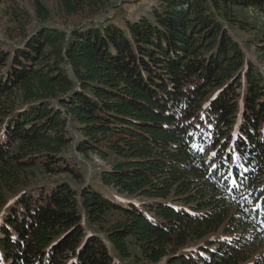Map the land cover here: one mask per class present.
Returning <instances> with one entry per match:
<instances>
[{
  "label": "trees",
  "instance_id": "16d2710c",
  "mask_svg": "<svg viewBox=\"0 0 264 264\" xmlns=\"http://www.w3.org/2000/svg\"><path fill=\"white\" fill-rule=\"evenodd\" d=\"M108 2L61 0L69 16ZM239 7L264 0H156L125 25L0 40L4 263L118 264L136 246L145 264H246L264 248V73L229 30L249 24ZM72 142L107 163L99 181L35 184V167L86 179Z\"/></svg>",
  "mask_w": 264,
  "mask_h": 264
},
{
  "label": "rangeland",
  "instance_id": "374dc122",
  "mask_svg": "<svg viewBox=\"0 0 264 264\" xmlns=\"http://www.w3.org/2000/svg\"><path fill=\"white\" fill-rule=\"evenodd\" d=\"M50 10V15L47 18L39 16L37 11L36 2L37 0H0V40L6 42H12L20 39V31H27L30 33L34 31L41 23L55 24L56 26L69 29L81 21L88 18H95V20H103L106 18H114V20L125 25L127 19H135L143 14L148 13L156 0H110V2L103 4L101 8L95 9L91 12L90 9H86L78 16H69L65 14L62 8L61 0H40ZM26 10L29 14L27 18L17 17L15 11ZM238 12L244 17L249 24L245 29L239 25L229 24V30L231 34L237 38L246 53L247 60L253 61L264 73V63L257 59L256 47L254 39H256V33H262L264 31V13L259 8H243L239 7ZM23 29V30H22ZM23 31V32H24ZM73 133H79L78 130H73ZM74 163H81L80 166L86 168V179L83 181L76 180L70 173H56L49 174L43 171L40 167L30 169L33 172L30 173L34 179L35 184L39 185H50L60 181H69L73 185H86L90 178L95 179V174L100 171L107 163L99 158L96 154L91 153L88 156L80 153L75 146V142L70 143L63 153ZM97 186L104 188L100 184ZM113 194V193H112ZM116 201L121 202L126 200L127 196L119 195L116 193ZM96 226L88 227L91 233ZM1 236V234H0ZM193 244V242H191ZM136 253L139 250L136 246H132V256L120 257L115 255L116 262L118 264H143V261H138ZM264 264V248L255 252L251 259L246 264ZM0 264L4 263L2 254H0ZM145 264V263H144ZM157 264V263H151Z\"/></svg>",
  "mask_w": 264,
  "mask_h": 264
},
{
  "label": "snow or ice",
  "instance_id": "6c2138e0",
  "mask_svg": "<svg viewBox=\"0 0 264 264\" xmlns=\"http://www.w3.org/2000/svg\"><path fill=\"white\" fill-rule=\"evenodd\" d=\"M212 155L215 156V153H213ZM233 183H235V181H233Z\"/></svg>",
  "mask_w": 264,
  "mask_h": 264
}]
</instances>
